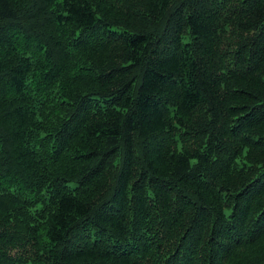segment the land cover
Returning <instances> with one entry per match:
<instances>
[{"label":"trees","instance_id":"obj_1","mask_svg":"<svg viewBox=\"0 0 264 264\" xmlns=\"http://www.w3.org/2000/svg\"><path fill=\"white\" fill-rule=\"evenodd\" d=\"M0 264H264V0H0Z\"/></svg>","mask_w":264,"mask_h":264}]
</instances>
